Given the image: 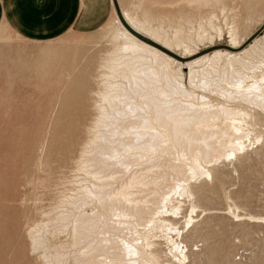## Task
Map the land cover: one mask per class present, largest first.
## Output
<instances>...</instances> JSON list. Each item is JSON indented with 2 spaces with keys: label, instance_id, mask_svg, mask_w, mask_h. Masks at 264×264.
Returning <instances> with one entry per match:
<instances>
[{
  "label": "rangeland",
  "instance_id": "rangeland-1",
  "mask_svg": "<svg viewBox=\"0 0 264 264\" xmlns=\"http://www.w3.org/2000/svg\"><path fill=\"white\" fill-rule=\"evenodd\" d=\"M190 1L108 0L110 14L99 28L44 40L0 26V264L44 262V249H31L28 232L74 192L82 176L75 163L91 117L89 90L100 80L99 62L116 41L114 20L123 10L160 29L168 47L188 54L226 49L231 31L246 38L243 47L264 36V0ZM244 70V84L263 79L264 93V62ZM213 98L233 103L219 94ZM245 103L258 119L243 125L248 135L235 155L210 163L211 176L183 182L190 193L171 191L155 220L136 224L127 217L130 224L120 235L153 252L155 264H264V109ZM47 234L52 243L69 241L68 231L51 223ZM136 264L147 263L140 258Z\"/></svg>",
  "mask_w": 264,
  "mask_h": 264
},
{
  "label": "bare ground",
  "instance_id": "bare-ground-1",
  "mask_svg": "<svg viewBox=\"0 0 264 264\" xmlns=\"http://www.w3.org/2000/svg\"><path fill=\"white\" fill-rule=\"evenodd\" d=\"M128 11L121 12L127 25L114 20L116 41L99 62L97 87L89 90L91 117L75 163L82 176L46 222L28 232L31 249H44L43 264H136L140 258L155 264L153 252L120 235L129 219L155 220L154 211L176 187L190 193L183 182L209 176L210 163L242 146L243 125L258 119L243 104L264 109L263 79L244 84V69L264 62V36L243 47L246 38L231 31L226 49L188 54L168 47L160 29ZM217 94L233 103L212 102ZM50 223L68 231L66 246L50 241Z\"/></svg>",
  "mask_w": 264,
  "mask_h": 264
},
{
  "label": "crops",
  "instance_id": "crops-1",
  "mask_svg": "<svg viewBox=\"0 0 264 264\" xmlns=\"http://www.w3.org/2000/svg\"><path fill=\"white\" fill-rule=\"evenodd\" d=\"M109 14L108 0H0V26L31 40L99 28Z\"/></svg>",
  "mask_w": 264,
  "mask_h": 264
},
{
  "label": "water",
  "instance_id": "water-1",
  "mask_svg": "<svg viewBox=\"0 0 264 264\" xmlns=\"http://www.w3.org/2000/svg\"><path fill=\"white\" fill-rule=\"evenodd\" d=\"M120 19L122 21L123 24L127 25L126 22L124 21V19L122 18L121 14H120ZM264 26V24L262 25V27Z\"/></svg>",
  "mask_w": 264,
  "mask_h": 264
}]
</instances>
